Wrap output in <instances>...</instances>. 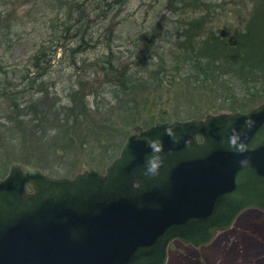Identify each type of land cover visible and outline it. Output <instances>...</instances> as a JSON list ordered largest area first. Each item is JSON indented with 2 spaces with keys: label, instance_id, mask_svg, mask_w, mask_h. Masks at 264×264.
I'll return each instance as SVG.
<instances>
[{
  "label": "water",
  "instance_id": "obj_1",
  "mask_svg": "<svg viewBox=\"0 0 264 264\" xmlns=\"http://www.w3.org/2000/svg\"><path fill=\"white\" fill-rule=\"evenodd\" d=\"M124 139L103 168L71 176L9 163L0 264H166L171 241L208 244L246 208L264 212L263 100L156 119Z\"/></svg>",
  "mask_w": 264,
  "mask_h": 264
},
{
  "label": "trees",
  "instance_id": "obj_2",
  "mask_svg": "<svg viewBox=\"0 0 264 264\" xmlns=\"http://www.w3.org/2000/svg\"><path fill=\"white\" fill-rule=\"evenodd\" d=\"M232 1L231 9L237 6L242 16L236 20L227 16L223 19L217 13V8L226 0H175L172 4L174 10L183 14L173 19L176 31L164 37L172 41V60L161 57L150 77L156 90L159 85L170 90L174 106L171 113L166 108L159 109L157 120L203 117L221 110H246L264 101V0ZM161 32L142 35L153 45L163 38ZM1 34L5 35L2 28L0 39ZM38 47L26 66L17 69V81L9 78L6 64H0V176L13 160L36 164L55 173L53 156L62 154L59 149L65 150V155L72 154L71 144L75 140L80 147L89 143L92 150L97 149L98 154L94 153L91 161L96 166L105 165L118 153L130 132L127 124L137 118L134 107L138 102L149 100L147 79L132 75L130 63H115L108 45L109 51L100 58L102 65L98 68L110 74L109 82L125 91L126 112L120 124L93 121L85 131L78 123L92 116L88 92L81 85L73 87L68 92L69 100L62 102L42 78L51 69L55 50L50 48L49 51L43 43ZM76 50V47L70 49L72 64L76 61L73 58ZM94 63L98 65L99 61ZM16 68L11 69L16 71ZM149 113V119L144 120L142 126L156 120L154 114Z\"/></svg>",
  "mask_w": 264,
  "mask_h": 264
},
{
  "label": "rangeland",
  "instance_id": "obj_3",
  "mask_svg": "<svg viewBox=\"0 0 264 264\" xmlns=\"http://www.w3.org/2000/svg\"><path fill=\"white\" fill-rule=\"evenodd\" d=\"M226 2L217 8V13L223 19L226 16L231 20L241 18L237 6L231 9L234 2ZM174 3L175 0H0V28L5 31L0 39V64H6L9 78L17 81V69L26 66L40 43L49 51L50 48L55 50L51 69L42 78L62 102L69 100L70 89L84 87L92 116L78 125L87 131L93 121L120 124L126 112L125 91L109 82L110 74L98 68L102 65L100 58L109 51L110 45L115 63H130L131 74L148 81L149 100L137 103L134 111L138 116L132 124H127L132 131L134 125L142 126L143 121L149 119V112L158 119L159 109L166 108L171 113L174 106L170 90L160 85L156 90L150 77L161 57L172 60V41L164 37L175 30L173 19L183 16L173 9ZM157 30L162 31L163 38L152 45L142 34ZM71 47L77 48L73 54L74 64L71 63ZM95 61H99L98 65ZM75 142L71 144L72 154L65 155V150L59 149L62 154L53 156L55 173L44 170L54 175L71 176L84 165L94 163L91 157L98 154L97 149L92 150L89 143L80 147L79 141ZM170 243L166 264H264V212L257 207L246 208L231 227L219 231L208 244L193 246L177 239Z\"/></svg>",
  "mask_w": 264,
  "mask_h": 264
},
{
  "label": "clouds",
  "instance_id": "obj_4",
  "mask_svg": "<svg viewBox=\"0 0 264 264\" xmlns=\"http://www.w3.org/2000/svg\"><path fill=\"white\" fill-rule=\"evenodd\" d=\"M149 163H150L149 171L150 172H155L156 168L158 167V164H157L156 160L152 159V160L149 161Z\"/></svg>",
  "mask_w": 264,
  "mask_h": 264
}]
</instances>
